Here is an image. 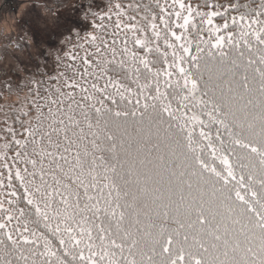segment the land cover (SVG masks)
Here are the masks:
<instances>
[{
  "label": "snow or ice",
  "instance_id": "snow-or-ice-1",
  "mask_svg": "<svg viewBox=\"0 0 264 264\" xmlns=\"http://www.w3.org/2000/svg\"><path fill=\"white\" fill-rule=\"evenodd\" d=\"M115 7L4 81L0 264H264V0Z\"/></svg>",
  "mask_w": 264,
  "mask_h": 264
},
{
  "label": "trees",
  "instance_id": "trees-1",
  "mask_svg": "<svg viewBox=\"0 0 264 264\" xmlns=\"http://www.w3.org/2000/svg\"><path fill=\"white\" fill-rule=\"evenodd\" d=\"M131 0H81V7L79 8L76 19L74 22H64L59 25V30L52 33L46 40L39 45L30 43L27 39L16 38L18 35L13 33L2 32L0 28V66L3 59L10 52H27L28 59L23 60L22 67L16 65V72L25 80L30 79L29 73H35L37 65L41 72H52L53 74L57 70L58 57L63 58L68 52H81L80 45L83 44L85 48H88V39L92 35H98L100 33L99 25L106 24L110 26L108 17L111 16L112 20L117 17L115 13L121 9L115 7L116 4H120L121 8L126 12H130L128 4ZM147 2V0H142ZM193 4L199 2V0H192ZM222 3H229L232 0H221ZM52 3L56 6H61L64 2L61 0H52ZM143 16V13L140 14ZM100 17H104L103 20ZM62 21V20H61ZM61 32V33H59ZM5 33V34H4ZM61 34V36L59 35ZM51 37V39H50ZM27 69V71H25ZM15 73V72H14ZM16 75V73H15ZM4 81H12L13 85L20 82V77L17 75L14 77L13 73L3 67L0 68V100L4 98L11 99L15 96V90L9 94L7 86ZM24 93H21V96ZM0 104H3L0 101Z\"/></svg>",
  "mask_w": 264,
  "mask_h": 264
},
{
  "label": "rangeland",
  "instance_id": "rangeland-1",
  "mask_svg": "<svg viewBox=\"0 0 264 264\" xmlns=\"http://www.w3.org/2000/svg\"><path fill=\"white\" fill-rule=\"evenodd\" d=\"M61 1L64 3L58 7L52 0H0V28L2 27V32L5 33L15 32L18 40L27 39L30 43L39 45L52 33L57 32L60 24L75 21L81 0ZM27 59L28 53L25 51L10 52L3 59L0 68L8 69L15 77L16 65L22 67L24 64L20 63ZM16 99L15 95L11 99L4 98L0 101L6 104Z\"/></svg>",
  "mask_w": 264,
  "mask_h": 264
}]
</instances>
